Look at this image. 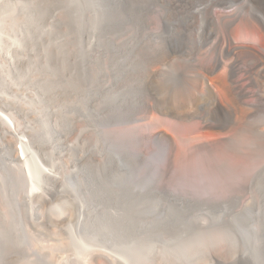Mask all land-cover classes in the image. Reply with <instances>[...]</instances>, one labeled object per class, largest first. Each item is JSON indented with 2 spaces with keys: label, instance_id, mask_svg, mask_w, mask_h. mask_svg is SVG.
<instances>
[{
  "label": "rangeland",
  "instance_id": "rangeland-1",
  "mask_svg": "<svg viewBox=\"0 0 264 264\" xmlns=\"http://www.w3.org/2000/svg\"><path fill=\"white\" fill-rule=\"evenodd\" d=\"M228 37L264 56V0H0L3 264H264V59Z\"/></svg>",
  "mask_w": 264,
  "mask_h": 264
},
{
  "label": "bare ground",
  "instance_id": "bare-ground-1",
  "mask_svg": "<svg viewBox=\"0 0 264 264\" xmlns=\"http://www.w3.org/2000/svg\"><path fill=\"white\" fill-rule=\"evenodd\" d=\"M235 22H237L238 25L245 28L247 31H249L252 34L259 33L261 31V26L256 21L246 18H240V19H236ZM226 45H227V50L233 56H237V54L240 51H244L250 57L251 65L253 67H257L258 65H260V62H262L264 59V56L259 51L254 49L249 44V42L244 44H239L233 38L228 37ZM234 61H236V57H233L232 60L225 63L226 72L218 78L217 84L224 86L234 99L238 101L247 100L252 95V85L254 83L252 73L250 72L251 67L248 69L237 67L234 64ZM210 86L212 88V91L216 90V92H214L215 95L214 101L220 104L221 101L219 98L218 87L213 82L210 83ZM186 109L187 106L184 103H180L179 106L171 107L168 111H166L165 114L168 117H173L175 113L177 115H180L181 113H184ZM163 121H169V118H164ZM207 128H210L216 133L221 132V130L223 129L221 125L212 124V123L207 125ZM17 151H19L18 156L22 158L23 150L21 148H17ZM0 264H3L1 254H0Z\"/></svg>",
  "mask_w": 264,
  "mask_h": 264
}]
</instances>
